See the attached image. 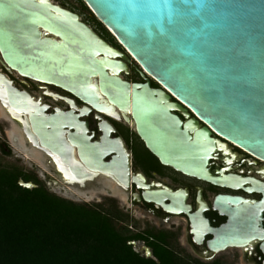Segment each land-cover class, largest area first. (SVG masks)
I'll use <instances>...</instances> for the list:
<instances>
[{
    "label": "water",
    "instance_id": "95a60500",
    "mask_svg": "<svg viewBox=\"0 0 264 264\" xmlns=\"http://www.w3.org/2000/svg\"><path fill=\"white\" fill-rule=\"evenodd\" d=\"M82 2L144 72L206 127L191 136L188 127L197 128L198 122L183 127L170 112L181 106L169 103L163 90H153L149 83L123 82L119 75L126 66L116 61L122 55L76 14L51 0H0V56L6 67L24 78L70 91L97 111L108 112L98 105L99 92L112 106L131 112L138 137L154 156L186 175L214 183L207 168L218 141L208 128L264 161V0H187L184 15L172 18L133 9L148 0ZM170 2L175 5L179 0ZM0 102L13 118L28 114L29 129L23 127L27 139L56 164L57 156L67 155L65 130L80 129L73 115L46 116L44 108L29 113L30 97L5 78H0ZM75 138L68 133L70 144ZM93 149L82 143V161L89 166L94 157L98 170L107 172ZM18 184L27 190L36 188ZM240 202L224 196L215 204L232 223L228 205ZM246 243L230 227L208 247L217 252Z\"/></svg>",
    "mask_w": 264,
    "mask_h": 264
},
{
    "label": "flooded vegetation",
    "instance_id": "af4514ba",
    "mask_svg": "<svg viewBox=\"0 0 264 264\" xmlns=\"http://www.w3.org/2000/svg\"><path fill=\"white\" fill-rule=\"evenodd\" d=\"M68 11L76 14L99 39L122 55L116 61L126 66V70L119 75L123 82L130 85L149 83L151 89L163 90L169 96V103L181 106L170 109V112L183 127L192 120L198 122L197 128L188 127L191 136L206 127L190 109L146 74L95 16L85 17L73 9ZM0 78H5L15 89L30 97L33 106L29 113L35 114L44 108L46 116L73 115L76 118L80 129L65 130L63 137L69 152L62 157L57 156L56 164L53 158L27 139L23 127L29 129L28 114L13 118L0 102L28 144L42 151L57 168L51 173L75 188L77 185L80 190L87 189L85 185L90 183V191L96 188L109 197L103 203L88 206L106 211L135 253L143 258L155 259V246L161 245L180 258L203 264H227L224 260H230L231 264H264V161L224 140L207 127L211 137L218 141L207 168L214 183L192 177L164 165L154 156L138 137L131 112L120 111L99 92L98 105L109 108L108 112L97 111L70 91L20 76L6 67L1 56ZM93 82L97 86L98 80ZM68 133L76 135L73 144L69 143ZM82 143L94 147L93 152L107 172L98 170V164L93 163L94 157L89 158V166L85 165L81 159ZM62 175L69 176L72 181ZM100 178L106 180L102 185L98 182ZM224 196L241 199L238 204L228 205L233 214L232 223L230 216L215 204L219 197ZM119 202L124 208L119 207ZM230 227L237 238L247 243L211 251L208 243Z\"/></svg>",
    "mask_w": 264,
    "mask_h": 264
},
{
    "label": "trees",
    "instance_id": "16d2710c",
    "mask_svg": "<svg viewBox=\"0 0 264 264\" xmlns=\"http://www.w3.org/2000/svg\"><path fill=\"white\" fill-rule=\"evenodd\" d=\"M20 180L37 187L24 189ZM37 183L0 169V264H203L161 245L155 246V259L143 258L106 211L61 199Z\"/></svg>",
    "mask_w": 264,
    "mask_h": 264
},
{
    "label": "rangeland",
    "instance_id": "374dc122",
    "mask_svg": "<svg viewBox=\"0 0 264 264\" xmlns=\"http://www.w3.org/2000/svg\"><path fill=\"white\" fill-rule=\"evenodd\" d=\"M51 2L54 5L68 10L73 9L77 13L83 14L85 17L91 15L94 18V15L88 7L84 3V6H82L78 0H51ZM78 66L79 64H77L75 68ZM10 130L11 125L0 117V169L15 170L22 175L34 177L38 182L37 184L43 185L49 193L74 203L97 205L103 203L106 198H109L96 188L92 191H84V189H82L83 194H78L77 189L69 182L60 179L53 173L46 172L33 160V158L27 155V153L15 147L8 136ZM29 183L37 187V185H35L36 182L31 181ZM53 183L54 185H52ZM118 205L120 208H124L122 203L119 202ZM224 261L227 264H231L230 260Z\"/></svg>",
    "mask_w": 264,
    "mask_h": 264
},
{
    "label": "bare ground",
    "instance_id": "6f19581e",
    "mask_svg": "<svg viewBox=\"0 0 264 264\" xmlns=\"http://www.w3.org/2000/svg\"><path fill=\"white\" fill-rule=\"evenodd\" d=\"M0 117L1 119H3L4 121L8 122L11 125V130L8 132V136L9 139L12 142H16V146L17 148L21 149L24 153H27V155H29L31 158H33V160L41 167L43 168L46 172H54L57 170V168L48 160V158L42 153V151L33 148L32 146H30L28 144V142L25 140V138L23 137V135L21 134L20 130L18 129L16 123H13L7 116V114L5 113V111L3 110L2 106L0 105ZM65 179H68L70 181L71 178L67 175H62ZM99 184L102 185L103 182H106V180L104 178H100L98 180ZM86 188L84 191H89L91 190V184L87 183ZM76 188L78 189V186L76 185ZM78 194H83L82 190L78 189L77 190Z\"/></svg>",
    "mask_w": 264,
    "mask_h": 264
},
{
    "label": "snow or ice",
    "instance_id": "6c2138e0",
    "mask_svg": "<svg viewBox=\"0 0 264 264\" xmlns=\"http://www.w3.org/2000/svg\"><path fill=\"white\" fill-rule=\"evenodd\" d=\"M134 10L144 12V13H166L169 18L173 16H183L184 9L187 7V0H179L178 3L173 5L170 0H162V2H157V0H148L146 3L137 4L132 6ZM197 7H205L204 4H198Z\"/></svg>",
    "mask_w": 264,
    "mask_h": 264
}]
</instances>
